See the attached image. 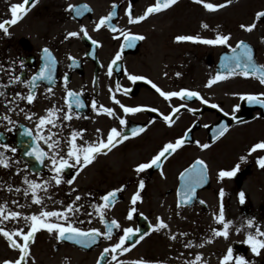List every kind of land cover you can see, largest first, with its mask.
<instances>
[{"label": "flooded vegetation", "instance_id": "obj_1", "mask_svg": "<svg viewBox=\"0 0 264 264\" xmlns=\"http://www.w3.org/2000/svg\"><path fill=\"white\" fill-rule=\"evenodd\" d=\"M23 0H3V13L5 19L11 17L10 5L21 3ZM113 2L117 3L118 15L113 23L120 29H126L134 34L145 37L137 40L132 48H123V37L117 39L118 33H113L107 27L99 31L94 30L95 22L101 16L111 10ZM129 0H39L30 7L27 15L16 25L9 28L10 35H4L0 31V61L5 66V73L9 79L8 66L15 62L11 70L14 74L21 75L22 80L29 79L42 64V48L49 47L57 58L54 71V84L47 81H39L36 91V100L31 104L26 101H17L26 112L45 115L46 109L55 105L67 111L65 103L64 76H68V87L81 92V99L85 107L81 109L73 106V119L65 121L61 131L67 138L71 130L84 131L85 139L95 141L100 136L106 137L111 127H121L116 118L106 114H98L91 107L93 100L97 101V107L103 104L112 107L117 114L127 120V125L122 130L129 134V139L118 145L107 155H100L96 161L84 168L77 175V169H67L64 173V181L76 176L72 185L62 181L59 186L49 189L51 200L45 197L47 210H58L75 199L78 194L81 200L77 202L83 205L75 217V221H84L77 226L87 229L96 227L104 231L105 225L91 207L93 202L101 203L100 197L107 191L125 186V190L117 194L116 203L105 210L107 220L117 219L120 229L113 230V240L103 237L90 246L69 241H58L55 234H49L46 230L37 232L35 241L30 245L31 256L28 264H97L103 249L114 243L124 227H139L141 233L148 235L129 252L119 256L120 259L131 261L135 259H147L153 264H185L184 256L191 249H185L184 243L193 240V234L197 218L186 217L185 212L197 209V217L202 210V190H197L194 202L177 208V189L181 186L179 173L190 166L196 159H204L209 166V188L214 184L211 177L212 168L219 167L218 163L230 170L236 164L240 169L246 170L247 176L254 166H258L256 158L264 155V150H257L247 161L241 162L240 157L248 154V149L254 143L264 140V106L249 103L243 98L248 93L264 92V85L254 77L232 76L220 81L211 88L205 87L210 76L216 72H225L220 67L221 58L231 55L227 45H206L194 42H177L176 35H199L203 38H214L217 32L231 34L229 41L233 46L239 40H244L253 49V57L257 63L264 64V18L255 20V13L264 10V0H232V4L215 12L206 10L202 5L194 3V0H178V3L170 9L159 14H153L138 24H128L125 8ZM155 0H132L135 15L142 14L143 10ZM211 3H223L224 0H207ZM87 4L92 11L85 12L83 16L76 17L67 10V5ZM255 22L256 28L251 32L241 29V23ZM203 23L209 28L204 29ZM85 25L89 34L100 41L99 46H93L89 40L83 37H64L68 31H79L80 25ZM19 30V31H18ZM18 31V32H17ZM15 32L17 34H15ZM94 49V54L93 53ZM121 51V59L113 66V74L108 75L107 65L114 58L115 53ZM74 56L77 64L72 65L68 56ZM190 58V59H188ZM23 60L26 67L21 69L19 62ZM161 67V68H158ZM239 71V70H238ZM168 75L165 76L164 73ZM176 72L181 76L177 77ZM144 75L157 83L164 90H179L189 88L200 91L210 101L205 105L197 98L185 101L180 98H172L171 103L166 102L146 81H130L128 74ZM128 89L115 92L118 99L126 106H144L143 110L135 114H124L119 105L111 100L112 92L116 84ZM16 92L27 94V86L12 84ZM9 86V85H8ZM48 87L53 88L51 94L47 93ZM15 92V93H16ZM264 98V97H262ZM11 99V98H10ZM9 99V100H10ZM187 103V108H181L177 114L176 123L168 126L162 119L160 112L169 114L173 105ZM211 104H218L220 108H213ZM239 106L238 109L236 106ZM159 109L152 112L151 108ZM190 109H196L195 112ZM228 113V115H225ZM21 119L15 126L0 121V143H7L17 149L16 153L6 152L12 163L9 168L0 166V203L8 202L11 210L22 211L26 215L38 212L40 205L31 202V198L24 197L23 176L29 178H46L50 175L49 161L41 165L34 157L26 155L30 151L32 138L24 135V129L35 130L36 117L32 120L25 119L24 113H20ZM233 115L236 119H233ZM35 120V121H34ZM227 124L228 131L215 142H210V137L216 133L218 125ZM208 125V127H204ZM20 126H23L20 128ZM146 127V131L136 137H131V129L134 127ZM11 128V131L8 129ZM101 129L97 133L96 129ZM191 129L187 142L167 160L162 161L164 176L160 175V169L153 167L141 173L135 172V165L145 162L154 155L164 143L182 136L186 130ZM53 131H57L53 129ZM227 139L229 153L223 159L216 154L219 147L224 146L222 141ZM208 143V149H202L196 143ZM44 147L43 144H41ZM66 151V145L64 146ZM3 151V149H0ZM17 168L20 173L17 174ZM246 176V177H247ZM146 182L145 189L141 192L142 202L136 207L138 212L133 214V219L128 220L127 212L132 207L131 196L138 188L139 179ZM245 179V178H244ZM243 180L237 182L235 177L225 178L231 180L237 189L242 186ZM225 184L223 180L215 179ZM237 184L240 186L237 187ZM8 185L13 186V191H8ZM15 187L22 191L16 193ZM75 189V192L72 191ZM91 193V195H88ZM41 195H44L41 193ZM12 200L25 204L19 208L11 203ZM63 201V204L58 203ZM143 212L147 220L139 215ZM88 213H92L91 216ZM179 213V215H177ZM163 218L169 225V230L154 231L149 227L150 223H156V218ZM89 221H91L89 223ZM8 229L27 226L21 219L19 222L8 221L2 225ZM180 232L187 236H179ZM172 233L177 234V240L170 239ZM137 237H133V243ZM183 254V255H182ZM18 250L9 247L8 242L0 236V264L6 259L18 258ZM181 257V262L178 261ZM111 256L108 255L101 264H109ZM114 264V262H113Z\"/></svg>", "mask_w": 264, "mask_h": 264}, {"label": "snow or ice", "instance_id": "obj_2", "mask_svg": "<svg viewBox=\"0 0 264 264\" xmlns=\"http://www.w3.org/2000/svg\"><path fill=\"white\" fill-rule=\"evenodd\" d=\"M39 0H23L21 3H12L10 5L11 17L8 19L0 20V31L4 35H10L9 28L12 25H16L21 21L30 10V7H34ZM178 0H155L154 3L148 5L142 12V14L135 15L133 12L132 0H129L127 7L125 8V14L127 16L128 24H138L153 14H159L166 11L176 5ZM194 3L202 5L206 10L210 12H215L219 9L231 5L232 0H224L223 3H211L207 0H194ZM119 5L115 2L111 5V10L104 16H101L97 22H95L94 30L99 31L102 27H107L113 33H118L116 37L119 39L123 37L124 43L120 45L121 50L123 48H132L135 46L137 40H144L145 37L140 34H134L129 30L120 29L112 21L114 17L118 15L117 8ZM67 10L74 13L76 17L83 16L85 12H91L92 9L87 4L76 5L69 3L67 5ZM264 18V10L255 13V20L261 21ZM257 24L255 22L249 24H240V28L251 32L255 29ZM202 27L204 29L209 28L207 23H203ZM83 35L84 38L89 40L93 46H99L100 41L95 39L89 34L88 28L81 24L79 31H68L64 37L65 40L69 38L79 37ZM175 41L177 42H194L203 43L206 45H227L231 50V55H224L221 58L220 67L225 69V72H216L215 75L210 76L207 80L205 87L211 88L213 85L220 81L226 80L232 76H243L245 78L254 77L258 79L259 83L264 85V64L257 63L253 57V49L244 40H239L233 46L229 43L231 39V34H224L217 32L214 38H203L199 35H187L181 34L175 36ZM42 64L39 69L31 75L29 79L22 80L21 75L14 74L11 71L14 68L15 62H12L8 66L10 70L9 79L7 84L0 83V88H6L8 85L20 83L27 86V94L22 92H16L14 96L9 100L7 99V93L0 91V97H5V107L6 112L0 116V121L7 122L8 125L15 126V121L7 113L13 112L18 109V112L24 113L25 119L32 120L36 117L34 112H26L23 107L17 103V101H26L27 104L31 105L36 100V89L39 87V81H47L50 85L54 84V71L57 65V58L53 54L52 50L45 46L42 48ZM94 54V49L93 53ZM68 59L71 61V65L77 64V60L74 56L69 55ZM121 59V51L115 53L114 58L107 65L108 75L113 74V66ZM21 69L26 67L23 60L19 62ZM5 66L0 65V71H4ZM239 70V71H238ZM165 76L168 75L167 72L164 73ZM177 77L181 76L180 72H176ZM128 79L130 81H146L151 87L166 101L171 103L172 98H180L181 100L189 101L193 98H197L201 103L207 105L210 103L200 91L192 90L189 88H181L179 90H164L153 80L144 75L128 74ZM64 88H65V103L67 105V111L59 108L55 105L46 109L45 115H39L36 117L35 130L30 128L24 129V135L32 138V144L30 146V151L26 155L34 157L41 165L45 164V161H49L46 165L50 175L46 178H41L39 175L37 178H29L28 175L23 176V184L27 185L23 189L24 197L31 198V202L35 205H40L41 209L33 214L26 215L22 211L11 210L8 207V202L0 203V236H3L8 242L10 248L18 250L19 256L14 260H4L2 264H28L29 257L31 256L30 245L35 241V237L38 231L46 230L49 234H55L58 241L69 240L75 241L76 243L90 246L97 242L98 238L103 237L106 240H113V230L120 229L121 225L117 219H111L110 221L105 218L107 209H110L117 201V194L125 190V186L114 188L107 191L104 195L100 197L101 203L93 202L91 207L94 209L95 213L99 216L100 221L105 225L104 231L96 227H89L84 229L83 227L77 226V223L83 224L84 221H75L71 217H75L76 213L80 212L83 205L78 204L81 200L80 195H76L75 199L70 203L66 204L62 209L58 210H47L45 204V197L48 200L52 199L49 194V189L54 186H59L62 181H64V173L67 169H77V175L87 166L93 164L100 155H107L118 145L127 141L130 137L129 134L122 130L123 127L127 125V120L117 114L114 108L106 107L103 104L97 107V101L93 100L91 107L98 114H106L110 117L116 118L119 121L121 127H111L106 137L100 136L95 141H89L84 137V131L86 130H71L67 138L63 137L62 129L66 127L65 121H71L73 119V106L77 109L85 107L83 100L81 99L82 91L77 92L68 87V76H64ZM123 90L125 94L128 93V89L123 88L117 83L115 90L112 92L111 100L114 104L119 105L120 109L123 110L124 114H135L143 110L144 106H126L117 98L115 92ZM47 93L51 94L53 92L52 87L46 89ZM264 92L261 93H248L243 96L249 103L258 104L264 106ZM11 105V106H9ZM213 108H220L218 104H211ZM238 109V105L236 106ZM181 108H187V103L180 105H173L171 112L169 114H164L160 112L163 121L168 125L172 126L176 123L177 114ZM195 112L196 109H190ZM152 112H158L159 109L153 107ZM220 111H224L220 108ZM228 115V113H225ZM233 119L236 117L233 115ZM208 127V125H204ZM56 129L57 131H53ZM11 131V128L8 129ZM227 124L218 125L216 128V133L213 135V140H217L224 136L228 131ZM146 131V127H134L131 129V137H136L139 134ZM191 129L186 130L185 133L176 138L174 141L170 140L145 162H140L135 165V172L139 176L146 170L156 167L160 169V175L164 176L162 161L167 160L170 156L177 152L188 140V135ZM96 132L101 133V129L97 128ZM202 149H208L211 145L208 143H200L196 141ZM44 145V147L41 146ZM66 145V151L64 146ZM0 166L4 168H9L12 163L6 152L16 153L17 149L7 143H0ZM257 150H264V140H260L248 149V154L241 156L239 159L241 162H245L248 156L256 153ZM256 163L259 168L264 169V155H259L256 158ZM240 169V164H236L230 170L221 169L218 172V178L224 180L225 178L234 177ZM208 170L209 166L204 159H196L190 166L186 167L179 173V179L181 181L180 188L177 189V208L191 204V202L197 196V189L207 183L208 181ZM17 174L20 173V169L17 168ZM76 179V176L67 179L66 182L72 185ZM8 191H13V186L8 185ZM146 182L143 178L138 181V188L131 196L132 207L127 212V219L132 220L133 214L138 212L136 205L138 202H142L141 192L145 189ZM14 191L20 193L22 189L20 187H15ZM75 192V189H72ZM43 193L44 195H41ZM88 195H91L89 193ZM225 196V191L223 188L219 191L220 205L218 212H213V219L217 225L220 227L211 228V236L207 238L204 242L195 244L193 240H188L184 243L185 249H191L193 247L203 248L205 243H212L217 237H222L228 239L230 236V229L233 226V220L226 218L225 207L223 203V198ZM239 203L244 204L246 200L245 192L241 191L238 193ZM11 203L19 208H23L26 205L20 204L17 200H12ZM58 203L63 204V201H58ZM200 204H205L204 200L199 201ZM89 216L92 213H88ZM139 215L144 217L145 220L148 219L143 212H139ZM179 215V213H177ZM23 220L27 226V230L24 227H15L8 229L2 225L5 222L13 221L19 222ZM91 221H89L90 223ZM245 225L250 231L247 232L246 237L243 241L246 244L254 256L261 255L262 250H264V222L258 221L255 217L246 218L245 223L235 228V231L239 233ZM154 231L159 232L161 230H169L170 225L161 217L156 218V223L149 225ZM148 235L147 232L141 233L139 227H124L122 229V234L118 236L114 243L105 247L100 253V259L97 260V264H101V261L105 259L106 256L110 255L111 260L109 264H153L152 261L147 259H135L131 261H126L120 259L119 256L123 253H127L131 248L136 247L137 244L142 241L145 236ZM138 238L131 244L129 241L133 240V237ZM179 236H187V233L180 232ZM177 234L172 233L170 239L177 240ZM183 255V254H182ZM185 264H209L203 256V253H195L191 259H186ZM219 264H253V261L246 258L242 254H234V249L230 245L226 252L219 258Z\"/></svg>", "mask_w": 264, "mask_h": 264}, {"label": "rangeland", "instance_id": "obj_3", "mask_svg": "<svg viewBox=\"0 0 264 264\" xmlns=\"http://www.w3.org/2000/svg\"><path fill=\"white\" fill-rule=\"evenodd\" d=\"M5 19L3 13V0H0V20ZM19 31V30H18ZM17 31V32H18ZM15 34H17L15 32ZM190 59V58H188ZM0 65L3 62L0 61ZM161 68V67H158ZM8 77L5 71H0V83L7 84ZM0 91L7 93V99H10L15 94V88L13 85H9L6 88H0ZM5 97H0V116L5 114ZM11 106V105H9ZM21 112L18 109L7 113L12 117V119L17 122L21 119ZM35 121V120H34ZM227 139L222 141L224 146L219 147L216 152L220 158H224L229 153L223 150L227 149ZM219 167L212 168L211 177L214 178V184L208 190H205L201 194V199L206 203L207 211L201 210L197 217V209L191 212H185L186 217L197 218L194 227L195 244L204 242L207 238L211 236L212 227H220L217 225L213 219V212H218L220 205L219 191L221 188L225 191V196L223 198V203L226 212V218L233 220V226L230 229V236L228 239L222 237H217L212 243H205L203 248L193 247L191 250L186 252L184 260L191 259L195 253H203V256L208 260L209 264H219V258L226 252L227 248L231 245L234 249V254L245 255L246 258L253 261V264H264V250H262L261 255L254 256L250 251L249 247L243 243L246 234L250 229L245 227L237 233L235 228L245 223L246 218L255 217L258 221L264 222V169L259 168V166H254L250 174L245 177L242 186L237 189L231 180H223L225 184L219 183L215 179L218 178V172L221 169L228 170L229 168L222 166L218 163ZM245 192L246 200L244 204L239 203L238 193ZM63 207H59L62 209ZM182 258L178 257V261L181 262ZM179 264V263H178ZM181 264V263H180Z\"/></svg>", "mask_w": 264, "mask_h": 264}, {"label": "water", "instance_id": "obj_4", "mask_svg": "<svg viewBox=\"0 0 264 264\" xmlns=\"http://www.w3.org/2000/svg\"><path fill=\"white\" fill-rule=\"evenodd\" d=\"M245 175H246V171H242V172L238 173L237 175H235V180H236L237 182H239V181H241V180L245 177ZM208 186H209V184H208V181H207V183H205L204 185H202V186L199 187V188H201V190H204V189H207ZM237 186L239 187V184H238ZM199 188H198V189H199ZM195 199H196V198H195ZM193 202H194V200H193ZM202 208H203L204 211L206 210V207H205L204 204L202 205Z\"/></svg>", "mask_w": 264, "mask_h": 264}]
</instances>
